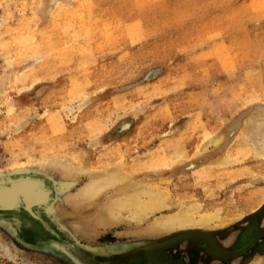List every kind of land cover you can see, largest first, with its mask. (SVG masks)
<instances>
[{
	"label": "rangeland",
	"instance_id": "1",
	"mask_svg": "<svg viewBox=\"0 0 264 264\" xmlns=\"http://www.w3.org/2000/svg\"><path fill=\"white\" fill-rule=\"evenodd\" d=\"M0 22V178L35 175L50 191L35 208L42 222L0 212V264H264V232L253 236L264 230V160L236 139L244 120L264 117V0H0ZM205 136L220 142L202 158L236 163L185 170ZM66 159L121 162L170 206L109 216L103 195L77 196L90 176H65ZM192 204L195 218L215 219L181 234L153 226Z\"/></svg>",
	"mask_w": 264,
	"mask_h": 264
},
{
	"label": "bare ground",
	"instance_id": "2",
	"mask_svg": "<svg viewBox=\"0 0 264 264\" xmlns=\"http://www.w3.org/2000/svg\"><path fill=\"white\" fill-rule=\"evenodd\" d=\"M54 1L55 0H50V3H53ZM83 4H84V2H83ZM87 4H88V2H87ZM85 5H86V2H85ZM51 11H52V8L49 7L47 9V14L49 15L51 13ZM28 31H30V30H28ZM75 42H76V40H75ZM35 43H36V41H35ZM11 44L13 45V42ZM4 45H6V44H4ZM50 48H52V47H50ZM34 59H33L34 60L33 62H36L37 61L36 58H34ZM14 75H15V73H14ZM5 93H6L5 89L2 88V85L0 84V95H4ZM15 105H16L15 103L7 102L6 112L8 114H10L11 111H13V109L16 107ZM80 108L81 107H79V109ZM59 112H61L63 114L65 113L66 115H69L72 113V108L62 106V108L59 110ZM66 115H64V116H66ZM11 125L14 126L13 131H14V133H16V132L20 131L21 129L29 126V123H27V121L24 120L21 122L15 121V123H12ZM124 130H125V126L120 127L119 133H122ZM237 132L238 133L236 134V139H238L239 142L241 143V146L243 145V147L248 151V156L253 158V159L259 160V161L264 160V117L261 116L260 114H258L256 117H252V118L250 117L249 119L244 120L243 124H241V126ZM232 134H233V132L230 134V136ZM209 136H211V135L209 134ZM209 136H205L204 139L200 143L198 142L196 145V151H194L195 152L194 156L196 158L199 157L200 160L197 162H194V163L191 162L192 164H190L189 166L187 165L188 167L185 170H189V169L196 167V166L198 167L199 164H202L205 166L208 165L209 167H212V168H227V167H230L231 165L236 163V161H237L236 158L228 157L226 155L215 154L214 156L210 157L209 160H205L204 158H202L201 156L206 152L208 146H210L212 144L215 146L216 145L218 146L219 142H220V138H217V137H210L209 138ZM58 137H59V135H58ZM206 138L207 139L209 138V139L207 140ZM25 145H26V143H25ZM190 156H191V154H190ZM69 160L66 161V164L63 161V164H65L64 165V171H65L64 175L66 174V175H71V176H74V175L79 176L81 174L82 175L83 174H89V176H90L89 180L84 184L82 189L78 190L77 193L79 195L77 194V196L84 197L87 200H94V199H96V197L103 195L106 198L105 204H104V206H105L104 210H105V213L107 215L109 214V216L118 215L119 210L125 209V210H128V212L133 217L139 218V219L137 218L138 220H136V221H140L141 220L140 218H143V216H146V215L153 213V212L161 211L163 209H167L170 206L171 199L168 198L166 193L164 194L163 192L156 189L158 187H155V188L151 187V184L148 183V181L145 180L143 177L141 179H136L134 177V175L131 174L132 171L127 169L126 166L121 162L115 161L112 163H99L97 165H92L91 167H88L90 169H87V168L85 169L84 167H87V166H84L81 168H79L81 165L78 168L76 166L72 167L69 164V163H71V162H69ZM56 161H58V160H56ZM41 163H43V162L41 161ZM73 164H74V162H73ZM177 164H180V163H177ZM170 167L174 168L175 166L171 165ZM27 170L33 171V168L32 169L28 168ZM107 171H110V172H107ZM121 171H122V173H121ZM26 176L27 177H25V176H14V175H11L9 177H7V175H6V177L2 176L0 178V202H3V200H5V201L11 202V203L16 202L17 205H24V206H26L27 204L31 205V204H35V203H41V205L45 204L48 200V196L50 194V191L46 188V186L42 182V180L38 179L35 175H26ZM134 178L136 180H134ZM9 181L10 182H16V183L19 182V184H17L16 187L14 186V187L8 188L7 185L9 183ZM21 181H23V182H21ZM249 200L251 201L252 197ZM198 208H199V206L194 205V204L184 205L177 212H175L173 214L165 215V216H162V217L155 219L154 222H152L153 226L155 228L165 229V232H167L168 230H174V231L180 232L179 234H181L182 231L196 230V229H199L201 227H205L215 219L214 212L213 213H207V214L201 213V214H199V216L197 218H195V213H196V210ZM128 219L130 220V218H128ZM134 219H132V221ZM106 220H107V218H106ZM114 220L115 219H113V221ZM99 223H100V220H99ZM100 224L102 225V223H100ZM100 224H98V225H100ZM111 226H112V223H111ZM255 232H257V233H255ZM255 232L253 234V236H255V237H257L258 235H260L262 233V231L260 229L256 230ZM179 234L177 235V237L181 236V237H187V238L191 237L192 238V237H196L195 235H197L198 233H196V231H192V232H188L184 235H179ZM201 238L203 239V241H205L209 251L214 256H220L222 253L229 255V253H225L222 251V248L217 244V242L214 240L213 237H209L207 235H202Z\"/></svg>",
	"mask_w": 264,
	"mask_h": 264
},
{
	"label": "water",
	"instance_id": "3",
	"mask_svg": "<svg viewBox=\"0 0 264 264\" xmlns=\"http://www.w3.org/2000/svg\"><path fill=\"white\" fill-rule=\"evenodd\" d=\"M21 182H23V181H21ZM17 184H19V182L16 183V182H10L9 181V183H8L7 186H8V188L9 187H14V186L16 187ZM40 205H41V203H35V204H31V205L30 204L29 205L27 204L26 206H24V205H17L16 202L11 203V202H7V201L3 200V202H0V212H9V211H13V210H16V209H19L20 208V209L24 210L33 219L38 220L39 222H42L40 220V217L35 212V208L37 206H40ZM254 232H253V234H254ZM263 232L264 231L262 230V233ZM255 233H257V232H255Z\"/></svg>",
	"mask_w": 264,
	"mask_h": 264
}]
</instances>
